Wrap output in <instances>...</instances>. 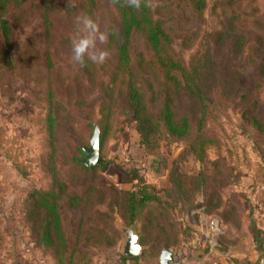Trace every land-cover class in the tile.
<instances>
[{"label": "rangeland", "instance_id": "1", "mask_svg": "<svg viewBox=\"0 0 264 264\" xmlns=\"http://www.w3.org/2000/svg\"><path fill=\"white\" fill-rule=\"evenodd\" d=\"M204 1L201 23L187 17L188 12L183 7H167L161 13L166 17V32L175 37V48L186 61H189L193 53L207 51L221 75L230 78L226 93L221 94L219 90L225 84L219 81L221 75L209 89L216 105L215 113L211 116L216 119L208 125V134L215 143L208 147L206 161L194 158L189 139L175 140L161 133L156 134L150 143L141 144L136 121L132 112H127L121 98L115 101V106L110 107L114 111L108 117L109 120L104 119L100 109V100L104 97L98 84L107 80L113 70L110 50L104 45L98 43L97 49L107 53L105 61L108 62L101 65L95 63L97 66L91 81H86L85 76L77 77L80 74L78 65L71 57L60 53L56 58L61 66L60 75L64 76L67 72L74 80L73 88H63L62 92L55 93V97L64 93L71 96L82 93L84 96V105H75L77 109L71 120L63 117L66 111H60L61 119L53 147L60 156L56 157V167L66 168L67 156H79L78 148L88 146L93 122L104 133L100 154L108 164L102 167L98 183L106 189L108 199L92 207L91 211L110 216L109 204L113 197L137 187L140 179H144L156 190H162L169 187L171 173H203L211 183L210 187H221L230 175L235 174L231 167L235 168V172L239 171L234 187L221 200V204L211 206L210 211L195 209L173 214L172 221H169L171 232L184 228H190V231L186 237L180 235V238L187 240L184 244L163 247L161 250H169L173 254L169 264H228L231 256L253 258L254 250L257 251L247 235L238 237L234 224L222 223L219 212L231 201L236 206L238 219L251 221L252 216L259 219L255 176L258 168H264V132L255 129L247 118H262L258 107L260 102H264V77L258 79L257 67L264 64V0ZM56 2L62 7L67 0ZM33 20L35 22L37 18ZM98 22L99 31L106 33L109 21L100 19ZM75 24L67 26L74 35L77 34ZM225 27L232 28L233 32L226 40H216L213 34L215 30ZM28 34V27L15 29L16 50H21ZM237 38H240V45H235ZM142 44L141 38L135 41L137 50H143ZM38 49L42 52V45ZM35 53L40 55L38 50ZM44 72L43 64L36 57L14 69L0 70V264H57L51 253L45 254L34 246L26 211L20 210L21 199L30 193L31 188L45 185V167L49 165L47 154L52 150L45 122L47 104L44 94L46 82H42ZM144 72L138 70L135 79L144 96L149 98L157 84L149 70ZM257 81L261 83L258 89L253 88ZM253 105L256 110L251 109ZM149 106L153 112L157 110V103L151 102ZM245 107L247 109L243 116ZM192 123L195 124L193 118ZM63 156H66V160ZM155 156H160L162 162L155 164L154 171H151L149 161ZM160 168L164 170L162 176L158 175ZM220 169L223 173L218 175ZM204 200L205 194L197 196L199 204ZM213 218L222 223L220 234H214L210 229ZM65 227L69 234L75 233L73 222L66 221ZM115 227L120 231L121 238L112 246H92L91 264H122L120 249L124 236L120 228L130 226L117 219ZM213 241L218 242L217 249L211 247L210 242ZM224 247L228 250L225 258H220L218 254L222 253ZM146 250L147 246H144L142 254ZM161 252L146 255L138 264H160Z\"/></svg>", "mask_w": 264, "mask_h": 264}, {"label": "trees", "instance_id": "2", "mask_svg": "<svg viewBox=\"0 0 264 264\" xmlns=\"http://www.w3.org/2000/svg\"><path fill=\"white\" fill-rule=\"evenodd\" d=\"M172 6L185 8L187 17L201 23L204 0H171L167 3L162 0H141L139 10L131 7L128 0H67L62 7L58 6L56 0H0V70L14 69L26 61H33L35 57L45 70L42 80L46 82L45 122L52 150L47 154L49 165L45 167V185L41 188L32 187L30 193L21 199L20 210L26 211L34 246L45 254L51 253L57 264H91L92 246H112L121 238L120 231L115 227L117 219L126 226H133L139 235L140 244L147 246L140 257L120 256L122 264H138L146 255L159 254L163 247L184 244L187 240L180 238V235L186 237L190 228L171 232L169 221H172L173 214L195 209L210 211L211 206L221 204V200L234 187L239 172H235L234 167L230 169L235 174L230 175L221 187H210L211 183L203 173H171L169 187L162 190H156L144 179H140L137 187L113 197L109 204V216L90 210L108 199L106 189L98 183L100 171L108 164L107 161L100 157L96 166L86 168L80 162L84 158L82 147L78 148L79 156H67L66 168L56 167V157L60 156L53 147L61 119L60 111H66L63 117L71 120L77 109L75 105H84L82 93L73 96L64 93L55 97V93L62 92L63 88H73L74 78L67 72L64 76L60 75L61 66L56 58L62 53L72 59V41L77 34L69 31L67 26L75 24L78 17L91 18L98 29L100 19L109 21L106 27L107 41L102 45L110 50L109 62L113 70L107 80L98 84L104 97L100 100L104 119L109 120L108 117L114 111L110 107L115 106V101L121 98L127 112H132L136 121L141 144L150 143L156 134L165 133L175 140L189 139L194 158L199 161L206 159L208 147L215 143L208 134V125L216 119L211 116L215 113L216 105L209 89L215 85L221 73L207 51L193 53L189 61H186L176 50L175 37L166 32V17L161 13L164 8ZM17 27L29 28L28 37L20 51L16 50ZM76 28L75 24V33ZM232 32V28L225 27L215 30L213 34L216 40H226ZM138 38L142 39L143 50L135 47ZM239 39L235 40V45H240ZM40 45L42 52L38 49ZM77 65L80 73L77 77L85 76L86 81L94 79L95 63L85 58L84 66ZM138 70H149L156 79L157 86L149 98L137 86L135 78ZM257 71L258 79L264 77V64H260ZM219 81L225 82L223 88H219V84L217 87L224 94L230 78L222 76ZM260 85L257 81L253 88L258 89ZM151 102L157 103L155 112L149 106ZM247 107L242 112L243 116ZM258 108L262 118L259 120L253 116L247 120L255 129L264 132V102H260ZM251 109L256 110L254 105ZM103 139L104 133L101 130L100 152ZM62 158L66 160V156ZM158 162H162L160 156L149 161L151 171H154ZM163 171L160 168L158 175L162 176ZM217 173L221 175L223 172L220 169ZM255 179L256 183H264V168H258ZM201 194H205V200L199 204L197 196ZM219 213L222 223L234 224L239 238L246 235L251 237L259 254L255 263L246 257H231L229 262L259 264L264 255V236L255 218L252 216L251 221L238 219L236 206L231 201ZM68 220L75 224V233L72 235L65 227ZM215 248H218V242ZM227 250L224 247L221 252Z\"/></svg>", "mask_w": 264, "mask_h": 264}, {"label": "water", "instance_id": "3", "mask_svg": "<svg viewBox=\"0 0 264 264\" xmlns=\"http://www.w3.org/2000/svg\"><path fill=\"white\" fill-rule=\"evenodd\" d=\"M84 158L80 161L86 168H93L100 160V128L96 122L92 123V133L88 146L82 148ZM210 229L214 234L222 232L221 221L217 218L211 220ZM124 239L121 243L120 253L125 258H135L142 254L144 246L139 242V235L133 227L120 228ZM173 260V254L169 250H163L159 256L160 264H169Z\"/></svg>", "mask_w": 264, "mask_h": 264}, {"label": "clouds", "instance_id": "4", "mask_svg": "<svg viewBox=\"0 0 264 264\" xmlns=\"http://www.w3.org/2000/svg\"><path fill=\"white\" fill-rule=\"evenodd\" d=\"M128 3L137 10L141 7V0H128ZM76 25L77 36L72 41V59L81 66L85 65V58L103 64L107 53L98 50L97 44L107 41V33L100 32L97 24L89 17H78Z\"/></svg>", "mask_w": 264, "mask_h": 264}, {"label": "crops", "instance_id": "5", "mask_svg": "<svg viewBox=\"0 0 264 264\" xmlns=\"http://www.w3.org/2000/svg\"><path fill=\"white\" fill-rule=\"evenodd\" d=\"M256 186H257V190H256V194H255V198L257 199L256 206H257V209H260V211L258 213L259 219L256 220V217H255V221L261 230V235L264 236V183H256ZM254 208L256 209L255 206H254ZM248 239L252 242V239L249 235H248ZM254 252L255 253L253 254V258L248 257V256H244V255H242V256H231V257H246L251 262H254V259L256 262L258 260L259 254L256 250H254ZM218 255L220 258L221 257L225 258L224 255H226V253H219ZM214 264H219V263H214ZM228 264H231V263L228 261Z\"/></svg>", "mask_w": 264, "mask_h": 264}, {"label": "built area", "instance_id": "6", "mask_svg": "<svg viewBox=\"0 0 264 264\" xmlns=\"http://www.w3.org/2000/svg\"><path fill=\"white\" fill-rule=\"evenodd\" d=\"M211 243V247H215L216 246V242L213 241V242H210ZM259 264H264V255L261 257L260 261H259Z\"/></svg>", "mask_w": 264, "mask_h": 264}]
</instances>
